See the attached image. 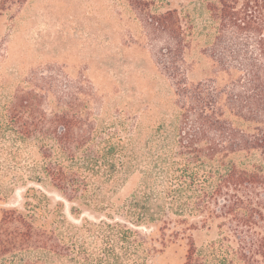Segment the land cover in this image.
Returning a JSON list of instances; mask_svg holds the SVG:
<instances>
[{
    "label": "trees",
    "instance_id": "obj_1",
    "mask_svg": "<svg viewBox=\"0 0 264 264\" xmlns=\"http://www.w3.org/2000/svg\"><path fill=\"white\" fill-rule=\"evenodd\" d=\"M10 1L0 0V16ZM128 1L150 38L165 41L156 64L175 87L174 98L160 102L158 119L146 102L102 119L77 92L46 106L55 84L43 74L41 86L6 96L0 200L31 180L73 203L80 223L66 216L64 202L51 207L42 193L24 210H4L0 257L13 254L4 264H150L162 249L156 241L164 247L182 236L189 239L185 264H264V0L207 3L203 54L214 70L201 80L188 77L197 29L191 16ZM136 167L143 186L115 205L121 175ZM84 209L95 220L81 216ZM216 220L220 238L198 249L192 232Z\"/></svg>",
    "mask_w": 264,
    "mask_h": 264
},
{
    "label": "rangeland",
    "instance_id": "obj_2",
    "mask_svg": "<svg viewBox=\"0 0 264 264\" xmlns=\"http://www.w3.org/2000/svg\"><path fill=\"white\" fill-rule=\"evenodd\" d=\"M210 1L215 0L145 1V7L153 13L178 9L195 22L196 38L187 53L192 64L188 76L191 80L209 78L214 70L209 57L203 54L210 40L203 29L210 20ZM164 44L163 38H150L128 0H11L0 16V102L15 89L41 86V74L53 75L54 92L45 99L48 107L58 102L60 95L69 100L77 92L80 101L87 102L99 118L108 119L109 112L117 107L128 110L146 102L152 107L148 109L154 119H158L164 114L160 102L172 100L175 91L171 80L156 64V55ZM245 157L241 154L237 159ZM144 179L139 167L124 172L112 202L120 205L127 201L143 186ZM30 187L35 191L31 190L27 197ZM42 193L50 198L51 207L64 202L66 216L80 223L70 210L73 203L51 187L27 180L16 183L7 198L0 200V225L5 209L24 210L27 200L37 203ZM81 216L95 220L93 213L85 209ZM218 222L192 232L198 249L220 238ZM140 229L147 233L152 230ZM159 235L155 233L154 237ZM156 244L162 249L153 255L150 264H185L187 237L180 236L164 247L160 240ZM14 259L13 254L0 257V264Z\"/></svg>",
    "mask_w": 264,
    "mask_h": 264
}]
</instances>
